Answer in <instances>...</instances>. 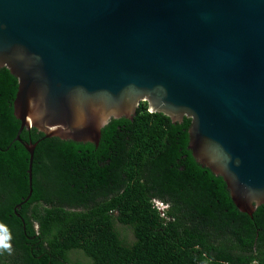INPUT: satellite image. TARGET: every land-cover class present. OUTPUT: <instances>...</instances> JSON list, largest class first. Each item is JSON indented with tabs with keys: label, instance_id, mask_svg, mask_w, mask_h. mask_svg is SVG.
I'll list each match as a JSON object with an SVG mask.
<instances>
[{
	"label": "water",
	"instance_id": "95a60500",
	"mask_svg": "<svg viewBox=\"0 0 264 264\" xmlns=\"http://www.w3.org/2000/svg\"><path fill=\"white\" fill-rule=\"evenodd\" d=\"M4 68L20 82L16 141L36 128L98 147L148 102L192 119L195 160L242 212L264 204V0H0ZM24 144L28 201L39 142Z\"/></svg>",
	"mask_w": 264,
	"mask_h": 264
},
{
	"label": "trees",
	"instance_id": "16d2710c",
	"mask_svg": "<svg viewBox=\"0 0 264 264\" xmlns=\"http://www.w3.org/2000/svg\"><path fill=\"white\" fill-rule=\"evenodd\" d=\"M19 88L0 69V226L11 245L0 264H264V204L242 212L195 160L192 119L174 123L148 102L133 121L113 119L98 147L25 129L24 143L39 142L26 201Z\"/></svg>",
	"mask_w": 264,
	"mask_h": 264
},
{
	"label": "clouds",
	"instance_id": "9594fccd",
	"mask_svg": "<svg viewBox=\"0 0 264 264\" xmlns=\"http://www.w3.org/2000/svg\"><path fill=\"white\" fill-rule=\"evenodd\" d=\"M9 236L7 235L6 230L0 226V249H6L11 252V245L7 242Z\"/></svg>",
	"mask_w": 264,
	"mask_h": 264
},
{
	"label": "rangeland",
	"instance_id": "374dc122",
	"mask_svg": "<svg viewBox=\"0 0 264 264\" xmlns=\"http://www.w3.org/2000/svg\"><path fill=\"white\" fill-rule=\"evenodd\" d=\"M163 208H164V207H163ZM123 234H124V235H127V237H128V238H127L128 242H129V243H132V241H133V239H134L132 233H131L130 231H124Z\"/></svg>",
	"mask_w": 264,
	"mask_h": 264
}]
</instances>
